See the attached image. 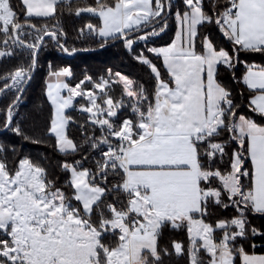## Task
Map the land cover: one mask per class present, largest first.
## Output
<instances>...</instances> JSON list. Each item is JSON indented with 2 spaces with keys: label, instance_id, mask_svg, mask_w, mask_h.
Wrapping results in <instances>:
<instances>
[{
  "label": "snow or ice",
  "instance_id": "1",
  "mask_svg": "<svg viewBox=\"0 0 264 264\" xmlns=\"http://www.w3.org/2000/svg\"><path fill=\"white\" fill-rule=\"evenodd\" d=\"M71 2L20 0L21 21L11 0H0V58L13 56L14 48L30 54L27 66L0 76V96L24 91L45 37L66 54L78 51L61 42L55 27L32 22L55 18L58 6L70 9ZM205 3L180 0L181 8L173 0H96L95 6L76 9L77 16L84 12L100 19L99 26L86 27L101 39V47L109 39L121 40L130 53L136 42L166 31L174 15L178 31L172 43L146 49L162 58L167 79L143 50L133 58L155 80L151 97L143 84L137 88L119 72L115 79L93 82L87 92L82 85L91 82L90 76L72 87L62 79L72 76L69 68L49 73L55 83H47L46 95L54 111L46 135L55 137L63 156L80 159L59 165L68 174L69 194L28 157L10 167L6 152L15 155V148L0 144V264H164L173 254L186 255L188 264H264V255L245 247L255 249L253 238H264L248 219L264 216V123L240 114L231 89L219 78L223 68L234 83L245 85L251 93L249 112L264 120V65L245 61L243 75H235L241 52L264 55V0H207V8ZM211 25L231 44V52L217 48L210 34L200 36V28ZM112 84L122 85L119 100L109 94ZM65 89L67 96L61 95ZM75 97H86L89 105L80 108L89 116L87 126L79 125V145L66 134L75 121L65 110ZM20 98L15 95L0 109V127L24 141L43 143L14 122ZM122 110L131 115L121 120ZM230 207L235 216L208 219L210 208ZM168 227L186 228L187 249L177 241L174 252L160 246Z\"/></svg>",
  "mask_w": 264,
  "mask_h": 264
},
{
  "label": "trees",
  "instance_id": "2",
  "mask_svg": "<svg viewBox=\"0 0 264 264\" xmlns=\"http://www.w3.org/2000/svg\"><path fill=\"white\" fill-rule=\"evenodd\" d=\"M14 8L20 14V19L23 21V6L20 0H11ZM108 4L113 3V0H106ZM225 0H221L224 3ZM174 5L181 7L180 0H173ZM96 0H72L71 7L69 9L66 5H59L57 8V14L55 18H33V23L38 26L47 24L49 28L55 27L58 34L61 35V42L65 43L66 46L71 49L75 47L79 49H97L101 47V39L99 37L89 35L87 25L89 23L99 26L100 19L97 16H93L89 13L82 12L77 16L76 9L86 6H95ZM207 0L205 7L207 8ZM175 8L173 9V13ZM168 27L158 37H152L147 43L155 47L164 46L170 44L175 37L178 29V25L174 19V15H169L168 17ZM83 30V34L81 33ZM146 30V31H150ZM141 33H137L138 35ZM205 34H210V38L213 43L219 47H224L229 52L232 51L231 44L224 40L222 34L216 28L215 25L204 26L200 28V36L203 37ZM2 38V37H0ZM25 40L30 39L29 37H23ZM113 40L109 39L108 43ZM107 43V44H108ZM3 46L0 45V48ZM138 49L140 50V44H135L133 46V51L130 53L123 45L122 41H119L111 46H108L102 50L86 53H78L73 57H69L66 54H60V49L57 47L54 41L50 38H46L44 44L38 55V66L34 77L32 78L30 84L27 86L22 99L16 105L14 111V122L20 124L29 135L33 136L35 139L42 140L43 143H32L29 141H24L20 137L13 134L11 131H5L0 133V144L5 145L6 148H15V155L11 151H7V159L10 167H14L15 163L18 162L20 158L28 157L34 163L40 164L47 170L49 179L56 181V186L64 188L65 181L68 179V174L63 172L59 167L60 163L64 160L71 162L74 159H80L79 155L65 157L58 152L56 148L55 137L51 135H46L47 128L50 124V120L53 115V106L48 100L46 95V85L49 73L52 71H59L63 68H70L72 76L67 77L66 82L75 86L86 76L91 77L92 82H85L83 84L84 89H89L92 87L93 82H98L102 77H107L114 73H121L129 77L130 79L136 81V87L138 88L141 84L147 89L149 96L151 97L155 80L149 73V69L146 66L141 65L132 56V53L136 54ZM200 50V44L197 42V51ZM14 55L10 57L0 58V76H5L13 72L16 68L20 66H27L30 63V54L27 50H22L19 48H14ZM153 62L160 68L161 72L165 74V79H167L165 70L162 64V58L157 59L154 55H150ZM241 63L236 66L235 75L239 79L245 68L243 62L256 63L258 65H264V55L261 54H251V53H240L239 57ZM220 80L222 83L231 89L234 98L240 105L239 113L253 116L257 119L258 123H264L254 113L249 112L247 108V102L250 98L251 93L247 90L246 86L242 83H234L231 76L220 68ZM11 83V81H8ZM0 87H3V82L0 81ZM122 85L113 84V88L110 91L114 100H119L122 95ZM238 91H243V97L236 95ZM19 95L15 90L7 92L2 95L0 99V109H6L7 106L13 101L15 95ZM83 103L82 98H78L73 107L67 111V115L71 116L75 123L69 124L67 128V135L72 139L77 145H79L83 139L82 133L79 129L80 124L88 123V113H82L80 111V105ZM129 110H122L120 113V119L130 116ZM4 116L0 115V124H2ZM0 129H3L0 127ZM88 133L91 135V128H88ZM96 136H100V131L97 128ZM84 153H87V148L83 149ZM92 155H97V153H92ZM248 162H246V166ZM86 167L91 165L86 164ZM64 191L71 193V189L64 188ZM109 200L112 197L108 198ZM212 215L208 218L211 221H215L220 218H231L236 215L233 208H228L226 210L220 208H210ZM248 219L251 224L257 227L259 230L264 232V216L260 215H249ZM217 237L220 233H216ZM257 247L251 249L247 243H245L246 249L249 252H255L258 254H264V238L259 236L253 238ZM181 242L184 248L188 247V236L185 227L177 230H173L170 227L166 228L163 235L159 241L160 246H167L170 252H174L172 249V242ZM108 242V241H106ZM164 264H188L187 256H175L164 257ZM239 264V260H237Z\"/></svg>",
  "mask_w": 264,
  "mask_h": 264
},
{
  "label": "rangeland",
  "instance_id": "3",
  "mask_svg": "<svg viewBox=\"0 0 264 264\" xmlns=\"http://www.w3.org/2000/svg\"><path fill=\"white\" fill-rule=\"evenodd\" d=\"M150 29V28H149ZM149 29H145V31L146 30H149ZM139 35V34H138ZM148 42V41H147ZM147 42H145V41H138V42H136L135 44H140V50L138 49V51H137V53L136 54H139L140 52H141V50H143L144 51V55L145 56H147L149 59H152L151 57H150V55H153V54H151V53H148L147 52V48L148 47H155V46H153V45H151V44H148ZM134 44V45H135ZM136 54H134V53H132V56L134 57V55H136ZM70 69V68H69ZM115 74V73H114ZM114 74H111V75H109V76H107V77H102L103 79H109V80H111V79H115V77H114ZM122 75H124V74H122ZM126 76V75H125ZM63 80H64V82H66V79H67V77H64V78H62ZM84 80V79H83ZM101 80V79H100ZM100 80L98 81V82H100ZM48 82H52V83H55V78H50V76H48V79H47V83ZM92 82V81H91ZM97 82V83H98ZM67 83V82H66ZM71 86V85H70ZM72 87H74V86H72ZM82 88H83V85H82ZM113 88V84H112V86H111V89ZM84 89V88H83ZM86 92L87 91H89V90H93V83H92V87L91 88H89V89H84ZM108 89H106V91H107ZM97 93H99V89H96L95 90ZM109 94H110V92H109ZM61 95H63V96H67L68 95V93H67V90L65 89V90H62L61 91ZM78 98H82L83 99V103L80 105V108H81V106H89L88 105V101H87V98L86 97H75L74 99H73V102H72V106L70 107V108H68V109H66L65 110V114L67 115V111L68 110H70L72 107H73V105H74V102L78 99ZM125 99H127L126 97H125ZM98 103H102V101H99L98 100ZM53 111H54V109H53ZM89 115V114H88ZM66 134H67V129H66Z\"/></svg>",
  "mask_w": 264,
  "mask_h": 264
},
{
  "label": "water",
  "instance_id": "4",
  "mask_svg": "<svg viewBox=\"0 0 264 264\" xmlns=\"http://www.w3.org/2000/svg\"><path fill=\"white\" fill-rule=\"evenodd\" d=\"M161 34H162V33H161ZM161 34H160V35H161ZM160 35H158V36H160ZM158 36H155V37H158ZM46 38H47V37H45V39H46ZM119 41H121V40H115V41H112L111 43L106 44L104 47H100V48H97V49H79V50H78L75 54H73V55L66 54V53H64V52H62V51H60V54H66V55L69 56V57H73V56H75V55L78 54V53H86V52H94V51L102 50V49H104V48H106V47H108V46H111V45H113V44L119 42ZM38 55H39V54H38ZM37 66H38V64H37ZM37 66H36V68L34 69V71L31 73V79H30V80L24 85V91H23L22 93H19V95H20V97H21L20 100L22 99V96H23V94H24V92H25L27 86L30 84L32 78L34 77V74H35V72H36ZM1 97H2V96H0V99H1ZM20 100L17 102V104L20 102ZM17 104H16V105H17ZM5 131H7V130H5V129H0V133H3V132H5Z\"/></svg>",
  "mask_w": 264,
  "mask_h": 264
},
{
  "label": "crops",
  "instance_id": "5",
  "mask_svg": "<svg viewBox=\"0 0 264 264\" xmlns=\"http://www.w3.org/2000/svg\"><path fill=\"white\" fill-rule=\"evenodd\" d=\"M113 2H114V0H113ZM111 4H112V3H111ZM100 24H101V21H100ZM177 31H178V29H177ZM174 39H175V37H174ZM174 39H173V40H174ZM173 40H172V41H173ZM171 43H172V42H171ZM171 43H170V44H171ZM168 45H169V44L164 45V46H157V47H166V46H168ZM255 254H257V255H264V254H258V253H255Z\"/></svg>",
  "mask_w": 264,
  "mask_h": 264
}]
</instances>
